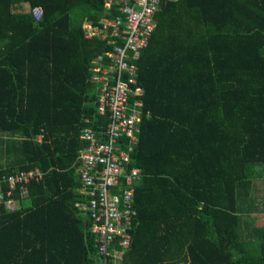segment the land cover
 I'll list each match as a JSON object with an SVG mask.
<instances>
[{"label": "trees", "instance_id": "16d2710c", "mask_svg": "<svg viewBox=\"0 0 264 264\" xmlns=\"http://www.w3.org/2000/svg\"><path fill=\"white\" fill-rule=\"evenodd\" d=\"M23 3L40 6V19ZM102 0H0V178L41 179L0 204V264H97L74 165L96 114L84 39ZM137 62L142 93L130 244L121 264H264V0H164ZM39 135L37 139L36 135ZM258 182L260 200L252 199ZM7 183L0 188H7ZM248 204V205H246Z\"/></svg>", "mask_w": 264, "mask_h": 264}, {"label": "built area", "instance_id": "2783aa9c", "mask_svg": "<svg viewBox=\"0 0 264 264\" xmlns=\"http://www.w3.org/2000/svg\"><path fill=\"white\" fill-rule=\"evenodd\" d=\"M164 0H102L104 15L97 22L84 20L85 38L98 37L107 50L90 61L87 77L95 91L96 114L105 115L106 123L95 124L83 117L85 126L80 139L87 142L72 165L77 173L78 193L82 200L76 206L89 220V230L95 235L99 261L97 264H121L130 244L135 183L140 169L134 162L139 139L143 89L138 83V64L155 28L154 14ZM40 19V6L29 9ZM37 139L39 135H36ZM43 175L38 167L23 169L0 178V204L6 209L17 207L13 196L16 188L22 192L32 181ZM23 193V192H22Z\"/></svg>", "mask_w": 264, "mask_h": 264}, {"label": "rangeland", "instance_id": "374dc122", "mask_svg": "<svg viewBox=\"0 0 264 264\" xmlns=\"http://www.w3.org/2000/svg\"><path fill=\"white\" fill-rule=\"evenodd\" d=\"M20 9L26 11V10H29V6L27 4H22V7H19ZM17 8V10L19 9ZM263 174H264V166H263ZM255 186H252L251 188V194H252V199H254L255 202H259L260 200V187H259V183L256 182L254 184ZM248 205V204H246ZM255 220L256 222L259 224V225H262L264 223V212L262 211H253L251 214H250Z\"/></svg>", "mask_w": 264, "mask_h": 264}, {"label": "crops", "instance_id": "0c3cea01", "mask_svg": "<svg viewBox=\"0 0 264 264\" xmlns=\"http://www.w3.org/2000/svg\"><path fill=\"white\" fill-rule=\"evenodd\" d=\"M23 4H27V3H23ZM28 5V4H27ZM29 6V5H28ZM19 7H22V5L21 6H19ZM30 9V8H29ZM18 10H20V8L18 9ZM104 15V10H103V6H102V13H101V15H100V17L96 20V21H98L99 19H101V17ZM84 20H88V21H90V22H93L92 20H90L89 18H83V21H82V23L84 22ZM81 29H82V24H81ZM82 36H83V30H82ZM83 38L84 39H91V38H85L84 36H83ZM95 38H98V37H95ZM100 39V38H99ZM102 40V39H101ZM103 41V40H102ZM104 42V41H103ZM255 223L257 224V225H259L257 222H256V220H255ZM262 225H264V223L262 224Z\"/></svg>", "mask_w": 264, "mask_h": 264}]
</instances>
